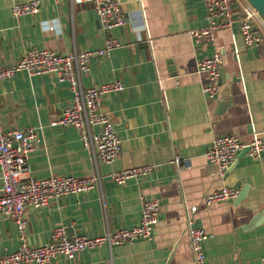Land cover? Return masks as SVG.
Wrapping results in <instances>:
<instances>
[{
	"label": "crops",
	"instance_id": "obj_1",
	"mask_svg": "<svg viewBox=\"0 0 264 264\" xmlns=\"http://www.w3.org/2000/svg\"><path fill=\"white\" fill-rule=\"evenodd\" d=\"M33 1L39 5L38 14L12 15L14 4ZM119 3L126 25L106 32L93 6L79 0H0V68L13 67L32 48L59 54L95 52L112 39L119 46L108 57L90 59L88 71L80 76L81 87L114 80L125 87L102 99V110L121 139L119 157L103 163L90 146L83 147L74 129L50 125L71 99L65 82L25 71L0 82L3 130L37 134L27 160L32 179H98L88 193L64 197L40 210L27 208V244L43 246L61 227L70 237L132 228L139 222L142 201H155L158 214L151 240L111 249L101 246L51 264H194L187 206L197 207L191 226L207 236L202 244L205 264H261L264 221L248 227L264 209V153L252 160L241 151L223 173L205 160L204 153L218 136L247 141L264 134V43L245 46L234 23L216 32L214 46L194 45L190 31L207 25L203 0ZM233 5L240 8L245 3L234 0ZM238 17L236 13L234 18ZM261 25L257 27L264 39ZM215 50L223 56L224 88L210 100L202 93L207 75L198 73L197 63ZM176 158L185 162L181 169L175 166ZM141 166L154 169L123 186L109 178L111 173ZM222 187L237 190V197L206 205L205 197ZM19 246L14 221L0 218V256Z\"/></svg>",
	"mask_w": 264,
	"mask_h": 264
},
{
	"label": "built area",
	"instance_id": "obj_2",
	"mask_svg": "<svg viewBox=\"0 0 264 264\" xmlns=\"http://www.w3.org/2000/svg\"><path fill=\"white\" fill-rule=\"evenodd\" d=\"M93 6L94 13L103 31L126 25V18L119 0H79ZM207 25L190 31L192 43L198 47L214 46L218 30L238 25V32L247 47H259L264 39L258 30L260 23L252 9L244 5L235 8L232 0H203ZM36 1L14 4L11 8L15 18L39 13ZM238 13L239 17L234 18ZM52 28L50 29V31ZM119 45L106 39L104 48L95 52L59 54L46 49H29L23 53L13 67L0 68V82L13 79L18 72L25 71L29 76H49L60 83L65 82L71 99L51 127H69L76 131L83 147H91L93 156L100 162L111 163L121 152V139L107 113L102 110L103 96L120 93L125 87L119 80L101 83L83 89L80 76L89 69L91 58L108 57L109 52ZM223 56L219 51L197 63L198 73L207 75L202 85V93L210 100L220 93V71ZM37 134L32 130L4 131L0 121V218L12 219L15 223L19 248L16 252L1 255L0 264H51L64 257L72 260L78 253L101 246L109 247L132 243L135 240H151L157 223L158 204L155 201H142L139 222L129 229H113L104 235L86 237L68 236L64 227L52 231L43 246L30 247L25 239L26 209L40 210L51 202L61 201L67 196H78L94 190L98 184L96 177L75 178L72 176L49 177L35 180L29 176L27 160L34 149ZM252 160H258L264 153V134H254L251 140L242 141L236 136L215 137L204 158L216 165L223 173L241 152ZM185 162L175 159V166L181 169ZM153 166H141L111 173L110 180L123 186L132 180L150 174ZM238 191L222 187L219 191L205 197L204 203L227 202L237 197ZM188 215V237L194 264H205L202 244L207 239L202 229L193 228L192 215L197 207H185ZM261 264H264V260Z\"/></svg>",
	"mask_w": 264,
	"mask_h": 264
},
{
	"label": "water",
	"instance_id": "obj_3",
	"mask_svg": "<svg viewBox=\"0 0 264 264\" xmlns=\"http://www.w3.org/2000/svg\"><path fill=\"white\" fill-rule=\"evenodd\" d=\"M242 1L245 3L246 6H248L250 9H252L254 11V13L257 15V18L259 19L260 23L264 27V0H242ZM223 77H224V74L220 71V91L223 90V88H224L222 86V84H223L222 78ZM237 80L238 79H236L234 81H237ZM223 107H224V105H222V107H220V112L222 111ZM246 190H247V188H244L243 191L240 193L239 198H238L239 201L244 198V194H245ZM263 221H264V209L258 215H256V217H254L252 219V221L249 224L248 229L253 228L254 226H258Z\"/></svg>",
	"mask_w": 264,
	"mask_h": 264
},
{
	"label": "rangeland",
	"instance_id": "obj_4",
	"mask_svg": "<svg viewBox=\"0 0 264 264\" xmlns=\"http://www.w3.org/2000/svg\"><path fill=\"white\" fill-rule=\"evenodd\" d=\"M232 1H234V0H232ZM261 29H262V31L264 32V28H263V26L261 25Z\"/></svg>",
	"mask_w": 264,
	"mask_h": 264
}]
</instances>
